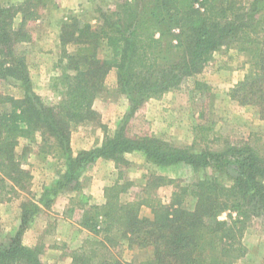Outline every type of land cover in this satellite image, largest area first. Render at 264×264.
Returning <instances> with one entry per match:
<instances>
[{
  "label": "trees",
  "instance_id": "obj_1",
  "mask_svg": "<svg viewBox=\"0 0 264 264\" xmlns=\"http://www.w3.org/2000/svg\"><path fill=\"white\" fill-rule=\"evenodd\" d=\"M53 0H0V82L19 81L23 96L15 98L0 90V177L15 190L28 191L30 172L24 167L25 148L20 138L37 134L52 141L65 158L59 187L80 188L78 168L101 158L115 166L127 164L124 154L140 151L156 166L186 163L194 171L210 169L193 188L174 187L163 203L156 189L173 182L151 174L131 201L121 194L132 181H115L104 191L101 204H89L83 195L80 226L91 235L71 256L70 264H132L117 250H144L149 257L139 264H234L244 257L243 236L252 216L264 217V149L249 142L227 144L224 149L199 151L178 147L153 136L129 135L127 127L151 98L195 78L213 53L233 48L247 57V70L229 89L240 106H251L264 119V0H117L98 17V23H80L69 16L59 27L61 72L54 80L61 98L47 104L32 89L25 56L16 45L32 40L27 25L36 22ZM19 18L15 26L14 20ZM73 46L69 52L67 46ZM101 52H105L101 55ZM115 71V90L124 95L128 111L99 146L70 150L73 126L99 121L93 108L106 91L105 78ZM101 124V123H99ZM103 126V125H102ZM104 128V127H103ZM232 171L228 178L221 173ZM188 193L192 207L184 204ZM151 216H141L140 208ZM39 211L35 201L20 203L19 230L0 245V264H43L41 249L21 242L23 229ZM68 215L74 205L67 209ZM225 212L227 217L220 219Z\"/></svg>",
  "mask_w": 264,
  "mask_h": 264
},
{
  "label": "rangeland",
  "instance_id": "obj_2",
  "mask_svg": "<svg viewBox=\"0 0 264 264\" xmlns=\"http://www.w3.org/2000/svg\"><path fill=\"white\" fill-rule=\"evenodd\" d=\"M116 1L88 0L86 3L83 0H67L66 3L65 0H53L38 22L27 25L32 30V40L20 42L16 47L25 56L32 89L43 102L56 104L61 98V90L54 85L53 80L61 72L58 64L60 46L57 19L61 25L67 17L76 16L81 24L87 22L94 26L98 23L100 13ZM59 4L69 7L62 12L66 16L64 19H59L56 12L61 7ZM53 11L58 18L53 16ZM18 21L19 18H15V26ZM55 42L57 48L54 50L52 45ZM73 49L72 45L67 46L69 52ZM104 54L101 52V55ZM246 60L244 54L233 48L216 51L203 70L195 76L206 85L204 89L194 84L193 77L186 78L178 87L148 100L130 119L128 134L153 135L173 146L191 147L196 151L220 150L227 144L242 141L262 151L264 119H259L253 107L238 105L228 94L234 81L246 72ZM115 82V71L112 69L105 78L106 91L93 102H96L94 106L100 122L88 121L72 127L70 150L73 155L79 150L99 146L104 132L111 135L128 111L127 99L116 92ZM0 90L15 98L23 96L21 83L12 79L0 82ZM24 148L27 160L23 165L31 175L28 191L15 190L7 179L0 177V245H5L19 230L20 203L32 199L37 203L39 211L23 229L20 239L27 247L37 245L41 249L40 259L43 264H70L75 251L91 238L79 225L83 195L89 204L98 205L105 200L104 191L107 186L117 180L132 181L133 185L121 194V201H131L145 184L146 178L157 174L173 181L156 189L161 201L168 203L175 186L190 190L199 179L212 175L210 169L194 171L186 163L156 166L142 152L133 151L124 154L127 164L115 166L110 160L98 158L84 168H78L80 188L73 191L69 187L58 186L57 182L61 181L65 170V158L58 153L51 140L43 142L37 134L30 138H20L16 153L20 154ZM221 174L228 178L232 171ZM183 202L187 207H192L194 198L188 193ZM72 203L74 211L69 216L67 209ZM139 214L150 217V208L142 206ZM226 217L225 212L219 215L220 219ZM246 231L258 244L256 247L259 255L264 256V217L252 216ZM117 253L132 264H139L149 257L147 251H133L125 247L119 248Z\"/></svg>",
  "mask_w": 264,
  "mask_h": 264
},
{
  "label": "crops",
  "instance_id": "obj_3",
  "mask_svg": "<svg viewBox=\"0 0 264 264\" xmlns=\"http://www.w3.org/2000/svg\"><path fill=\"white\" fill-rule=\"evenodd\" d=\"M65 2L67 3V0H65ZM83 2H86L87 3L88 0H83ZM59 6H61L62 8L59 7L58 10H56V12H57V14H59L60 17L56 15V12L55 11H53V16H55L57 18L59 17V19H64L66 16H63L62 15L63 14L62 12L64 10H67L69 7H64L63 4H59ZM60 22L61 21H59L57 19V23H58L57 33L59 32ZM57 42L53 43L52 49L55 50L57 48L56 47ZM58 44H59V42H58ZM241 78H242V76H240L236 81H234V83L238 82ZM151 99H154V98H151ZM151 99H149V100H151ZM95 103H93V108L95 110H97L95 108V106H94ZM255 243H256V241H254L253 239H251L248 236V232L246 231L244 233V236H243V244L245 245L247 251H246V254L244 255V257H242V258H240V259L237 260L236 264H264V256L263 255H259V252L257 251V247H256V246H258V244L257 243L255 244Z\"/></svg>",
  "mask_w": 264,
  "mask_h": 264
}]
</instances>
